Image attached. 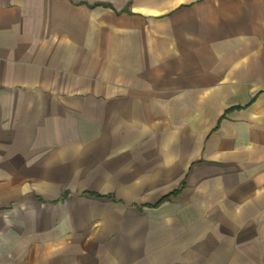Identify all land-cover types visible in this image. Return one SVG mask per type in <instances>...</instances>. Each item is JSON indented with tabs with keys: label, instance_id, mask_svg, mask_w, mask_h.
Returning a JSON list of instances; mask_svg holds the SVG:
<instances>
[{
	"label": "crops",
	"instance_id": "crops-1",
	"mask_svg": "<svg viewBox=\"0 0 264 264\" xmlns=\"http://www.w3.org/2000/svg\"><path fill=\"white\" fill-rule=\"evenodd\" d=\"M0 264H264V0H0Z\"/></svg>",
	"mask_w": 264,
	"mask_h": 264
}]
</instances>
